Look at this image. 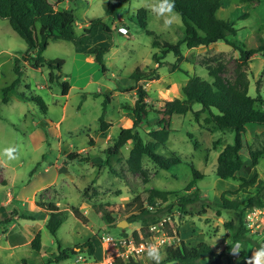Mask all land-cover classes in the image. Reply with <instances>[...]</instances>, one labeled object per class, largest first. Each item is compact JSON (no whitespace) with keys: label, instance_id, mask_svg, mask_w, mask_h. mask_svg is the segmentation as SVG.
Listing matches in <instances>:
<instances>
[{"label":"rangeland","instance_id":"rangeland-1","mask_svg":"<svg viewBox=\"0 0 264 264\" xmlns=\"http://www.w3.org/2000/svg\"><path fill=\"white\" fill-rule=\"evenodd\" d=\"M107 1L65 0L62 3L63 7L74 9L79 25L78 32L91 19L102 18L109 23L112 29L113 45L104 55V63L107 67L105 72L95 59L82 58V54H78L72 42L51 40L43 55L47 59L61 58L64 60L63 75L60 79L55 78L52 82L49 80L51 69L48 67L35 68L30 63L22 61L20 82L10 92L9 101H0V180L3 177L7 179V182L0 181V210L5 207L2 206L3 201L9 192L13 195L20 194L26 184L30 182L33 184L36 173L41 171L47 163L56 160L61 162L64 159L63 151H82L90 157L95 156L96 160L93 161L92 158L88 161L68 160V184L62 181V186H58L59 193L56 194L53 191L55 199L60 201L67 212V218L57 233V238L64 245L82 239L92 238L93 240V235H98L103 238V241L95 239L101 250L98 252L95 250L93 255H89L78 249L80 251L78 254L84 253L88 261L98 264H108L118 255L121 246L109 242L106 237L119 238L124 230L128 235H132L133 231H138L140 240L144 241L146 246L150 243H157L162 255H165V243L177 238L176 228L180 230L181 236L185 240H190L192 244L206 241L213 246H218L217 244L227 239L225 223L230 218H236L233 209L222 208V193L228 191L225 197L233 200L239 199L244 205L251 194L258 192L261 195V191H264V157L256 166L252 165L249 157V149L264 150V126L248 125L244 138L248 147L244 146L241 150V156L246 160V164L238 172L236 178L224 180L216 174L220 149L227 142H233L234 132L224 131L212 123L204 122L205 113L200 115L199 120H195L192 111L166 118L168 127L172 130L167 143L157 150L165 156H171L172 153L179 155L182 159L179 166L171 170L161 169L149 157L144 156L143 169L146 174L131 173L128 170L126 158L130 151L129 148L133 146L132 141L123 147V156L120 160H112L111 165L107 163L102 165V161L107 158L104 150L117 137L120 129L133 125V112L128 107L134 105L137 94L135 91H126V87L133 83L130 78L131 73L137 66L148 70L158 65L152 56L158 50L153 46L155 35L143 29L136 18L139 9L149 10V6L155 0H127L119 8L118 18L121 19H116L114 24H111L107 18ZM255 3L256 1L223 0V6L218 10L219 17L234 22L238 30L237 38L243 41L247 48L258 47L261 44L260 39H264V2ZM146 19L147 29L159 35L160 39L176 42L183 35L184 27L180 14L178 20L168 28L164 26V18L155 15L150 10ZM107 43L105 32L100 30L87 45H106ZM25 49V40L13 30L8 20L0 19V98L2 88L17 78L14 61L16 57L22 56ZM182 49L184 58L179 65L186 72L171 69V63L176 60V56L171 52L164 58V64L158 68V78L138 82V85L148 90L147 101L154 106V110L143 117L137 128L146 140L149 139L148 131L157 127L156 122L163 116L158 112L163 107V100L183 96L182 87L189 78L188 74L207 75V64L213 66L221 64L224 77L233 80L237 75L240 53L223 41L192 48H187L184 44ZM245 71L250 80L249 94L257 96L259 92L264 98V55L254 54L245 65ZM55 72L59 71L55 70ZM63 80L74 83L67 96L62 94L60 82ZM82 87L86 88V94H84L85 90L81 89ZM23 92L27 95L31 93L42 96L48 105L47 113H43L39 104L25 98ZM108 96L105 119L111 122L112 126L107 133H103L100 131L99 118L103 113L104 102ZM257 104L261 105V102ZM196 105L194 108H199V104ZM43 128L44 140L36 139L35 136L39 137L38 129ZM91 137L94 139L93 144L90 143ZM218 139H221V143L215 145L214 142ZM7 148L18 150L15 159H9L4 155V150ZM192 165L203 174V177L197 179L199 198L187 206L190 213L180 212L179 207L175 205L172 212L163 217L161 224L167 223V229L174 233V236H171L167 242L162 241V236L144 237L140 223L126 219L128 215L125 210L126 202L136 192L145 188L156 187L182 192L186 184L194 177ZM111 167L118 173L111 171ZM241 175L247 179H251L254 175L257 176L256 182L246 188L248 192L238 190ZM96 176L94 186L98 189L97 193L91 188L85 194V189ZM144 178L148 181L145 182ZM31 183L26 188H32ZM194 190L193 187L190 191ZM174 199L176 195H171L170 200ZM94 203H110L105 208L114 211L112 214L114 221L109 223L103 213L97 212ZM24 204L14 198L7 208L12 210L16 207L19 211L30 212L31 205L27 203L24 206ZM71 206L78 207L88 221L85 223L74 212L72 213ZM251 208L263 209L259 206ZM33 210L39 219L43 217L42 212L37 211L36 208ZM123 219L128 221L124 229L118 226ZM159 226L163 228L162 225ZM258 228L256 232L259 231ZM167 229L162 230L168 235ZM253 231L249 228L254 238L262 236L254 234ZM41 236L45 255L56 253L57 239L47 230L46 226L43 227ZM134 241L136 242L135 238ZM26 254L30 256L33 263H43L44 254L31 248L26 250ZM137 256L143 264H152L147 258L146 249ZM103 257H106L105 260ZM76 258L73 255L52 264H71L76 261ZM210 259V256H206L204 261L208 262ZM179 262L174 260L167 264H178Z\"/></svg>","mask_w":264,"mask_h":264},{"label":"trees","instance_id":"trees-1","mask_svg":"<svg viewBox=\"0 0 264 264\" xmlns=\"http://www.w3.org/2000/svg\"><path fill=\"white\" fill-rule=\"evenodd\" d=\"M65 0H0V19L9 21L11 27L17 32L26 43V49L21 57H16L14 61V70L18 74L10 84L6 85L1 90L0 101L7 102L10 99V92L20 82L22 74L21 62L30 63L35 68L48 67L49 80L54 81L55 78L60 79L63 75L62 67L64 60L61 58L47 59L43 52L49 45L51 40H67L72 42L76 48H83L89 40L97 34L99 30L105 32L108 43L106 45L95 44L90 48V53L105 72L107 67L104 63L105 53L112 47V29L102 18L91 19L88 25L80 32L77 31V18L75 11L71 7H63L62 3ZM253 1V0H241ZM263 2L264 0H256ZM127 0H108L106 5V14L111 24L116 22L119 16V8ZM175 9L180 14L183 22V35L176 41L171 42L167 39H160V36L147 29V15L149 10L141 8L137 11L136 18L138 23L149 34H154L153 46L158 50L153 53V59L158 63L157 67L145 70L140 66L131 73L130 78L133 83L126 87V91H135L137 94L134 105L128 107L133 112V125L122 127L119 134L115 137L111 144L104 150L107 154L104 164H112V160H120L123 156V147L128 141L133 142L126 163L128 170L131 173L146 174L143 169L144 156L149 157L159 168L171 170L175 166H179L182 159L176 153L171 156H165L157 150L164 146L170 136L172 129L168 127L167 117L179 114L183 115L192 111L195 120H199L200 115L205 113L204 122L212 123L221 130L234 132L233 142H227L220 149L216 174L221 179L236 178L237 172L244 166V159L241 156V150L245 146L243 136L247 132L248 125L260 124L264 126V98L258 92L257 96L249 94L250 80L245 71V65L248 60L256 53L264 55V39H260L261 44L258 47L247 48L243 41L237 38V28L234 22L230 19H224L218 16V10L223 6V0H174ZM246 17L248 13L245 14ZM218 41H223L240 53V63L237 66V75L232 79H228L222 75L223 66H213L207 64V75L188 74L185 85L182 87L183 96H177L173 99H164L163 107L159 113L163 116L156 122L157 127L151 128L147 135L148 140L137 129L142 122L144 116L154 110V106L147 101L149 92L138 82L145 79H156L159 77L158 68L164 64V58L169 53L176 56L175 62H172L173 70L179 69L183 72L179 63L184 58L182 46L185 44L187 48H192L200 45H210ZM55 70L59 71L58 73ZM62 85V94L67 95L70 84L67 80L60 82ZM27 99H30L40 105L44 114L47 113L48 105L45 99L40 95L22 93ZM109 96L104 102V110L101 114L100 131L105 133L111 126L105 119L106 104ZM257 102H261L258 105ZM199 104V108H194ZM90 143H94V139L90 138ZM221 143V139L214 142L215 145ZM68 160L88 161L89 155L80 151H70L66 154ZM249 157L254 165L259 163V160L264 157L263 149H249ZM111 171L117 172L113 167ZM193 179H191L181 191L164 190L156 187L145 188L138 191L134 196L126 202L125 210L128 213L127 220L130 222H139L141 232L144 237H149L155 234L151 228L153 225H161L163 217L172 212L175 205L179 211L189 214L188 204L193 203L199 198V188L197 179L202 178L203 174L192 165ZM118 173V172H117ZM145 182L148 181L144 178ZM238 190L247 191V187L252 186L257 176L254 175L251 179L244 176L240 177ZM194 191H190L192 188ZM97 189L94 186V180L85 189V194L89 189ZM228 191L222 193V208L233 209L236 218L228 220L225 225L229 229V242L225 249L220 246H213L209 242L199 241L195 244L185 241L180 238L179 231L176 228V235L169 243H165L162 264H167L170 261H180L184 264H205L204 258L210 256L209 264H232L227 257L228 250L238 241H247L257 249L264 247V236L260 238L253 237L249 234V228L246 221V210L251 207H263L264 200L257 192L251 194L247 202L242 205L239 199H229L225 197ZM171 195H176V199L170 200ZM39 205L47 210L48 218L46 221L47 230L57 239L58 250L56 253L43 257L42 264L58 263L61 260L77 255L80 251H84L89 255L95 252L93 240L89 239L83 244L73 245L66 244L57 238V233L62 223L67 217V212L59 208L54 202L39 201ZM110 203H94L97 212H102L109 223L114 221L111 209L105 208ZM74 214L83 222H87L88 218L80 211L78 207L71 206ZM15 213H10L5 218L0 217V231L6 232L12 217ZM20 217L33 218L32 215L21 214ZM168 224L165 223L162 227L167 229ZM168 230V229H167ZM122 236H127L128 233L122 231ZM133 237L136 241H140L139 232L133 231ZM169 237L174 236L173 231L168 230ZM31 248L38 253L46 254L43 248L42 236L39 231L32 239ZM80 249V251L77 250ZM153 264V261H151ZM18 264H39L30 262L23 258ZM108 264H143L137 255H129L123 257L116 255Z\"/></svg>","mask_w":264,"mask_h":264},{"label":"crops","instance_id":"crops-1","mask_svg":"<svg viewBox=\"0 0 264 264\" xmlns=\"http://www.w3.org/2000/svg\"><path fill=\"white\" fill-rule=\"evenodd\" d=\"M253 1H256V0H253ZM243 2H251V1H243ZM257 2L258 1H256V3ZM118 19H121V18L119 17ZM87 25L88 24H86L85 27ZM78 26L79 25L77 23V26H76L77 29H78ZM85 27H83V28H85ZM87 44H88V42L84 45L83 48H77L78 54H82L81 56L84 59L93 60L94 56H93L92 53H90V48L93 45L89 46ZM69 84H70V88H69V91H70L71 88H73L74 83L73 82H69ZM81 89L85 90L84 94H86V88L82 87ZM57 123H59V121H57ZM109 123H111V122H109ZM111 126H112V123H111ZM110 127L108 128V130L105 133H107L109 131ZM38 131H39V137L37 138L35 136V138L36 139H41L42 138L44 140V137H43L44 134H45L43 132L44 128L43 129H38ZM244 138H245V134L243 136V141H244L245 146H247V143H246ZM128 142H127V144H128ZM129 150H130V148H129ZM63 152H64V156H63L64 159L61 162H59V160L49 162V163H47L45 165V167L41 171L39 170L36 173V175L34 177L35 178L34 181L32 179L33 184L30 182L31 185H33L32 188H26V186L29 187L30 183L26 184V186L24 188H22L20 194L16 193L15 195H13L12 193L9 192L8 195H7V198L3 201L4 205H2V206H5V207L2 210H0V217L1 218H5V217L9 216V214L11 212L15 213V216L12 217V221L9 224V226L7 228V231L6 232L0 231V264H18L23 258H26L30 262H33L31 260L30 256L26 254V250L31 248L30 243H31L32 239L35 237V235L39 231L40 232L43 231V227H45V224H46V221H47V218H48L47 210L44 207H42L41 205H39V201H43V202L54 201L59 206L60 209L65 210V209H63L60 201L55 199L56 198V197H54L55 194H53V191L56 194L59 193L58 192V186L62 184L61 183L62 181H64V183L68 184L67 179H68V176H69L68 175L69 171L67 169V165H68L67 161H68V159L66 157L67 156L66 154L68 153V151L65 150ZM80 152H82V151H80ZM91 158L94 161L95 156L94 157H90V160H91ZM244 161H245V163H244V166H245L246 160H244ZM252 165H254V164H252ZM256 165H258V164H256ZM256 165H254V166H256ZM244 166H243V168H244ZM241 170H239V171H241ZM238 172L236 174L237 176H238ZM96 179H97V176L93 179L95 185H96ZM0 181L1 182H7V179L3 177V179H1ZM70 181H72V180L70 179ZM233 185H236V184H233ZM54 186H56V187H54ZM261 197L264 200V191H261ZM14 198H17L18 201H22V204L29 203L31 205V209L32 210L30 212H23L24 210L23 211H19V209L16 208V207H14L12 210H11V208H7L8 206H10L12 204ZM26 204H24V206H26ZM35 208L37 209V211L43 213V215H42L43 217L41 219H39L38 215L34 212L33 209H35ZM261 210L263 212H262V214L259 215L258 220H257V222H259V224H260L259 225L260 227L258 228L259 231L254 232V234L256 233V235H263L264 236V208L261 209ZM72 213H73V211H72ZM100 213H102V212H100ZM21 214L32 215L33 218L20 217ZM222 214H223V212H222ZM230 219H232V218H230ZM24 220H26V221H24ZM178 231H179V235H180L179 237L184 239L181 236L180 230H178ZM229 233H230L229 229L226 228L227 239L224 242H220L219 244H217L222 249H225L226 245L229 242ZM249 234L253 235V233H250V232H249ZM214 237H215V235H214ZM93 238H94L93 242H94V245H95V250L98 252L99 250H101V247L97 246V243H96L95 239L97 238V240L99 239L100 241H103L102 240L103 238H100L96 234L93 235ZM177 238H178V236H177ZM89 239L92 240V238H88V239H85V240L82 239L81 241L72 242V244L73 245L83 244ZM185 241L190 242V240H185ZM78 249L79 248H77V250ZM256 250H258V249L256 247H254L253 245H251L249 242H247V241H238V242L234 243V245L231 247L230 250H228L227 257L231 260L232 264H249V258L252 256L253 252L256 251ZM31 254H32V252H31ZM164 256L165 255H163V257ZM105 258L106 257H103L104 260H105ZM42 259H44V258H42ZM16 261H18V263H16ZM180 263L181 262H179L178 264H180ZM204 263L205 264H209V261L208 262L204 261ZM71 264H73V262Z\"/></svg>","mask_w":264,"mask_h":264},{"label":"clouds","instance_id":"clouds-1","mask_svg":"<svg viewBox=\"0 0 264 264\" xmlns=\"http://www.w3.org/2000/svg\"><path fill=\"white\" fill-rule=\"evenodd\" d=\"M174 9V0H155L149 6L152 13L164 18L165 28L171 27L179 18V14ZM17 151L15 148H7L4 150V155L9 159H15ZM141 249H146L147 258L153 261V264H162L163 255L157 243H150L147 246L141 245ZM249 264H264V247L253 252L249 258Z\"/></svg>","mask_w":264,"mask_h":264},{"label":"built area","instance_id":"built-area-1","mask_svg":"<svg viewBox=\"0 0 264 264\" xmlns=\"http://www.w3.org/2000/svg\"><path fill=\"white\" fill-rule=\"evenodd\" d=\"M262 210L261 208H248L246 210V221H247V225L250 228V231L254 230L253 232H256V228H258L259 224H257V220L260 214H262ZM165 223H162L161 225H163ZM154 231L155 234L151 235L149 237L151 238H155L158 236H162V241L163 242H167V240L170 238L169 235H167L164 230H162L163 228H161L159 225H153L151 227ZM159 233H161L159 235ZM166 236H165V234ZM148 237V238H149ZM107 240L109 242H114L116 244L119 245V247L121 246V249L118 253V255H121L123 257H128L129 255H140L141 253L144 252V250L141 249V245H145L144 241H134V237L132 235H127V236H120L119 238H113L111 236H107L106 237ZM76 261L73 264H98V263H91L90 261H88L86 254L84 253H80L76 255ZM110 263V262H109Z\"/></svg>","mask_w":264,"mask_h":264},{"label":"water","instance_id":"water-1","mask_svg":"<svg viewBox=\"0 0 264 264\" xmlns=\"http://www.w3.org/2000/svg\"><path fill=\"white\" fill-rule=\"evenodd\" d=\"M128 224V221L126 219H123L121 220L119 223H118V226H120L121 228H125L126 225Z\"/></svg>","mask_w":264,"mask_h":264}]
</instances>
